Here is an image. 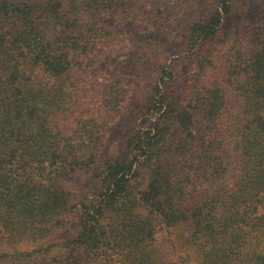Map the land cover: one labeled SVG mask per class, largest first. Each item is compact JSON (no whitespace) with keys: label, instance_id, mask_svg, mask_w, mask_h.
Returning a JSON list of instances; mask_svg holds the SVG:
<instances>
[{"label":"trees","instance_id":"16d2710c","mask_svg":"<svg viewBox=\"0 0 264 264\" xmlns=\"http://www.w3.org/2000/svg\"><path fill=\"white\" fill-rule=\"evenodd\" d=\"M247 4L0 0V259L170 264L155 233L183 229L167 247L177 264H264V22L241 21ZM144 23L184 34L189 70L160 67L125 147L104 158L121 100L92 88L104 84L85 61ZM80 169L94 191L73 203L62 184Z\"/></svg>","mask_w":264,"mask_h":264},{"label":"rangeland","instance_id":"374dc122","mask_svg":"<svg viewBox=\"0 0 264 264\" xmlns=\"http://www.w3.org/2000/svg\"><path fill=\"white\" fill-rule=\"evenodd\" d=\"M238 17H241V21L248 26L263 23L264 8L261 0H248L246 7L239 11ZM152 24L147 25L144 23L142 27H134L132 33L123 36L127 38L118 36L115 39L105 41L100 48L106 51L107 56L96 63L85 61V64L91 66L87 68L89 79L97 81L98 78L97 84L102 82L104 84L102 88L105 92L99 86L95 88L92 86V88L100 94L103 92L107 101L111 102L115 97L121 100V102L119 101L118 114L113 110L112 116L103 124L104 134L102 135L101 145H98L95 149H98V154H104V158L116 155L125 147L126 137L131 134L147 107L148 99L152 93V83L160 67L166 64L177 67L178 79L183 75L186 76V72L189 70L188 63L190 60H183L184 57L188 56L184 34L181 35L173 30L155 28ZM79 76H82L81 71L74 68L71 80H76ZM236 100L233 99L232 102ZM239 103L238 101L234 103L233 115L240 112L237 108ZM228 132L234 135L231 131L228 130ZM95 181L96 178L89 170L80 169L65 178L62 185L70 192V198L75 203L81 200L84 195H90L94 191L92 187H94ZM67 220L68 222L75 221L72 217ZM73 228L69 227L53 238L56 241H60L62 238L67 241V239L73 237ZM168 230H158L155 233V239L163 242L165 249L170 251L169 263L175 264L179 262L177 257L183 256L184 253L180 250L175 252V248L167 247L172 244V241L175 243V238L186 230L170 229V232ZM164 247H161L163 252ZM53 253L38 255L30 260L23 259V261H17L13 258L9 260L0 259V264H45L44 262L49 260ZM62 254L63 258L69 257V253L65 249L62 250ZM106 256L108 257L104 254V257ZM112 262L109 264H118L116 261ZM196 263L195 256H193L191 264Z\"/></svg>","mask_w":264,"mask_h":264}]
</instances>
